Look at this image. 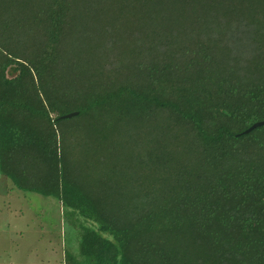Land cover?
<instances>
[{"label": "trees", "instance_id": "1", "mask_svg": "<svg viewBox=\"0 0 264 264\" xmlns=\"http://www.w3.org/2000/svg\"><path fill=\"white\" fill-rule=\"evenodd\" d=\"M261 121L264 0H0V173L64 264H264Z\"/></svg>", "mask_w": 264, "mask_h": 264}, {"label": "rangeland", "instance_id": "2", "mask_svg": "<svg viewBox=\"0 0 264 264\" xmlns=\"http://www.w3.org/2000/svg\"><path fill=\"white\" fill-rule=\"evenodd\" d=\"M57 199L16 189L0 174V264H64L79 249L74 214Z\"/></svg>", "mask_w": 264, "mask_h": 264}, {"label": "water", "instance_id": "3", "mask_svg": "<svg viewBox=\"0 0 264 264\" xmlns=\"http://www.w3.org/2000/svg\"><path fill=\"white\" fill-rule=\"evenodd\" d=\"M76 116H78V112L70 113V114L64 116L63 119H70V118H73ZM262 126H264V121H261V122L254 124L251 128H249L247 131H245V134H249L252 131H254L255 129L262 127Z\"/></svg>", "mask_w": 264, "mask_h": 264}, {"label": "crops", "instance_id": "4", "mask_svg": "<svg viewBox=\"0 0 264 264\" xmlns=\"http://www.w3.org/2000/svg\"><path fill=\"white\" fill-rule=\"evenodd\" d=\"M1 174V173H0Z\"/></svg>", "mask_w": 264, "mask_h": 264}]
</instances>
